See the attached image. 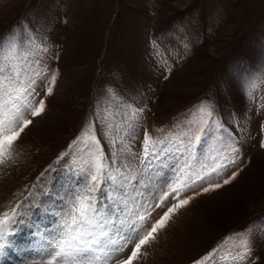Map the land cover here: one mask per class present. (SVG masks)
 <instances>
[{
    "label": "rangeland",
    "instance_id": "rangeland-1",
    "mask_svg": "<svg viewBox=\"0 0 264 264\" xmlns=\"http://www.w3.org/2000/svg\"><path fill=\"white\" fill-rule=\"evenodd\" d=\"M25 26L48 47L45 58L59 76L45 113L0 164V213L30 192L43 204L9 237L0 264H27L34 255L40 238L33 234L52 227L59 208V198L45 193L65 190L81 156L70 143L94 110L119 123L111 115L117 96L145 109L135 139L125 137L137 153L142 129L154 138L178 132L209 102L239 148L235 165L211 183L238 171L235 179L174 215L140 264H192L240 233L252 246L248 264H264V0H0V37ZM106 130L98 126L96 135L107 154ZM33 207L25 203L21 211Z\"/></svg>",
    "mask_w": 264,
    "mask_h": 264
},
{
    "label": "snow or ice",
    "instance_id": "snow-or-ice-1",
    "mask_svg": "<svg viewBox=\"0 0 264 264\" xmlns=\"http://www.w3.org/2000/svg\"><path fill=\"white\" fill-rule=\"evenodd\" d=\"M48 51L26 26L23 32L9 30L0 37V164L11 158L14 145L34 118L46 111V97L53 94L59 76V70L47 63ZM116 99L119 110L111 115L120 116L119 123L94 110L93 118L70 143L69 149L81 156L68 170L65 190L45 193L59 198V208L51 213L52 227L33 234L39 233L40 244L27 264H140L147 247L174 215L197 196L230 184L238 175L235 171L222 184L211 183L239 158L236 134L211 102L190 112L178 132L154 138L142 129L144 138L137 153L125 137L135 139V124L145 109L122 97ZM98 126L107 129L102 132L107 154L96 135ZM260 147L264 148V141ZM29 197L0 213V252L24 225L25 217L43 207L35 192ZM25 203L34 207L21 211ZM237 235L239 243L228 246ZM251 257V243L240 233L225 237L192 264H248Z\"/></svg>",
    "mask_w": 264,
    "mask_h": 264
}]
</instances>
